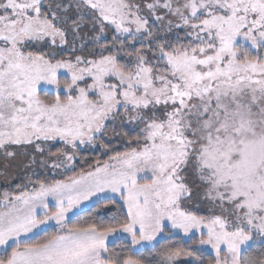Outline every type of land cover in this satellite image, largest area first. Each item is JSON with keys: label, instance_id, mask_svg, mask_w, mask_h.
I'll use <instances>...</instances> for the list:
<instances>
[{"label": "snow or ice", "instance_id": "snow-or-ice-1", "mask_svg": "<svg viewBox=\"0 0 264 264\" xmlns=\"http://www.w3.org/2000/svg\"><path fill=\"white\" fill-rule=\"evenodd\" d=\"M17 161L0 264H264V0H0Z\"/></svg>", "mask_w": 264, "mask_h": 264}, {"label": "rangeland", "instance_id": "rangeland-1", "mask_svg": "<svg viewBox=\"0 0 264 264\" xmlns=\"http://www.w3.org/2000/svg\"><path fill=\"white\" fill-rule=\"evenodd\" d=\"M82 150L81 153L78 154V159H76L75 161H73L74 167L75 166H85L84 168H87L88 163H95V160H89L88 157H86L85 153L89 152H95L97 154V159L100 160H104L107 159L106 155H103L101 150L99 149H93V150ZM9 172L11 173V175L9 176H2L0 175V191L6 190L8 188V186L14 185L15 183H19V176L22 175V169L19 167V161L14 162V166L9 169ZM70 175V174H69ZM57 178H63V177H57ZM95 199V198H94ZM91 204V202H86V205ZM85 205H82L81 208H84ZM74 211H79L81 212L79 209L78 210H74ZM69 216L72 217L73 213H69ZM52 227H54V224L52 225ZM52 227H48V228H52Z\"/></svg>", "mask_w": 264, "mask_h": 264}, {"label": "trees", "instance_id": "trees-1", "mask_svg": "<svg viewBox=\"0 0 264 264\" xmlns=\"http://www.w3.org/2000/svg\"><path fill=\"white\" fill-rule=\"evenodd\" d=\"M86 151V150H85ZM84 151V152H85ZM85 155H86V157H88L89 158V160H95V159H97V154L95 153V152H89L88 151V153H85ZM83 168L85 167V166H82ZM82 167H80V166H75L74 167V170L75 171H79L80 170V168H82ZM68 174H71V172H69ZM89 211H96V209L95 208H90L89 209ZM99 211H100V213L101 214H106L107 212H108V209H104V208H101V209H99ZM86 215H88V212H84V211H81L80 212V217H83V216H86ZM79 217H74V219H78ZM53 228L54 227H52V228H48V231H52L53 230ZM44 233L43 232H41L40 233V235H43ZM163 243H168V241L167 240H165Z\"/></svg>", "mask_w": 264, "mask_h": 264}]
</instances>
